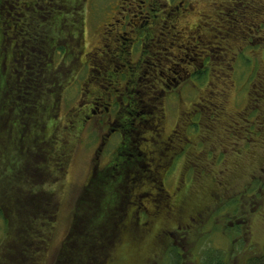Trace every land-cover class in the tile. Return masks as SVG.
<instances>
[{"label": "flooded vegetation", "instance_id": "af4514ba", "mask_svg": "<svg viewBox=\"0 0 264 264\" xmlns=\"http://www.w3.org/2000/svg\"><path fill=\"white\" fill-rule=\"evenodd\" d=\"M91 2L2 0L0 10L5 38L21 45L27 14L39 24L61 13L71 42L74 14L83 15L77 47L53 52L55 67L68 69L52 120L53 187L80 186L83 205H100L94 190L111 193L98 210L114 236L104 264H126L129 253V264L264 260L255 239L257 226L264 234V153L253 150L264 145V68L248 86L236 75L264 62V0ZM235 90L249 102L227 113ZM240 116L242 145L222 153L217 139L230 140L224 126Z\"/></svg>", "mask_w": 264, "mask_h": 264}, {"label": "trees", "instance_id": "16d2710c", "mask_svg": "<svg viewBox=\"0 0 264 264\" xmlns=\"http://www.w3.org/2000/svg\"><path fill=\"white\" fill-rule=\"evenodd\" d=\"M59 17L61 13L43 14L39 24L27 25L25 44H12L5 38L7 17L0 10V216L6 223L0 248L9 253L7 264H37L46 250L43 232L56 207L53 189L46 186L53 187L57 174L52 120L68 69L63 61L55 67L53 52H64L71 43L76 48L84 21L83 15L74 14L71 42L67 18ZM15 35L20 37L19 29ZM91 196L100 205L82 204L55 264H104L114 236L98 210L110 204L111 193L94 190Z\"/></svg>", "mask_w": 264, "mask_h": 264}, {"label": "rangeland", "instance_id": "374dc122", "mask_svg": "<svg viewBox=\"0 0 264 264\" xmlns=\"http://www.w3.org/2000/svg\"><path fill=\"white\" fill-rule=\"evenodd\" d=\"M46 1H49V0H46ZM1 3H2V0H0V4ZM100 3H102V0H92L91 7L93 6L95 7L97 4H100ZM27 15L31 23L33 22V24L36 25L37 21L33 20L35 15L34 14H27ZM4 16H5V13H4ZM90 28L92 29V27L89 26V29ZM215 66L220 67L221 65L216 64ZM263 68H264V62H262L261 60H253L251 62L245 63V67L243 69L240 67L238 72L236 73V75L239 77V84L246 85V86H248L250 82L253 84L255 80L257 79L259 80L258 73L260 69L263 70ZM242 90L243 92L245 91V89H242ZM236 95H237L236 90L231 92V96H229L230 104L226 106L227 113H228V108L232 109L231 110L232 112H236V111H239L241 108H243L245 103L249 102L248 99H244L245 96H240L237 98ZM254 97L255 95L254 96L252 95L251 97V100L253 103L256 100ZM207 115L208 114L206 112L203 113V117ZM209 117L215 119V117L211 114L209 115ZM250 119H253V118H250ZM202 120L203 118H201V121ZM245 125H247L246 122H244L242 120V117L240 116L234 120V123L229 122L228 125L224 126V129L226 128L227 130H229L228 132L225 129V132L227 135H224V139L225 140L228 139L229 136L230 137L232 136V137L230 140H226V141H220L217 139V141H219L218 143L220 144V146H224V147H220L222 153H224L225 149L232 151V148L234 149L240 148L242 144H241V141L239 140L240 134H237V133H239V131H242ZM202 128L207 129L208 127L203 125ZM232 131H235V133H233ZM234 142L237 143L238 145H234L233 144ZM255 149H257V152L264 153V145L260 149L257 147V148H254L253 150L255 151ZM71 175H73V177L76 178V180H80L82 178L83 173L80 168H76L75 170L71 172ZM56 178L57 177H54L53 180H56ZM68 179L69 177L67 178V180ZM64 180L66 179H63V181ZM47 185L48 186H46V189H49V191L53 189L52 192L55 194L54 198H55L56 207L53 213V218L50 221V224L46 225L48 227L47 230L45 231L46 233L43 232L44 233L43 236L46 238V242L44 241V247H46L45 248L46 250H44L43 253L39 256L37 264H55L56 263L58 252L61 248V245L65 242V239L67 238L70 227L72 226V223L75 219L74 215L77 212H83V207H82L83 203L79 199L82 195L80 186L73 185L70 187H66L64 185H57L55 187H52L51 183ZM5 225H6L5 221L0 216V244L1 242H3L2 239L5 236V232H6ZM255 239L256 241L260 243L264 241V234L262 230L258 228V226L256 227V231H255ZM239 251H241V253L243 252V250H238L237 253H240ZM2 252H4V254H2ZM111 252L112 251L109 250V252L106 254V257L109 256ZM135 256L136 254L133 253V260L135 259ZM8 258H9L8 251L5 252L4 248H0V264H7ZM133 260L129 253V255L126 257V259L122 263L129 264L130 262L132 263ZM230 261L235 262V256Z\"/></svg>", "mask_w": 264, "mask_h": 264}]
</instances>
